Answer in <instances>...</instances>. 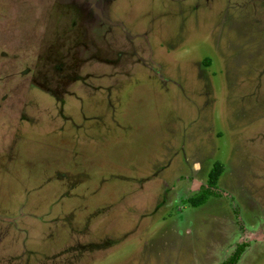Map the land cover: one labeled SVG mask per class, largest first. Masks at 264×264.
<instances>
[{
  "label": "rangeland",
  "instance_id": "1",
  "mask_svg": "<svg viewBox=\"0 0 264 264\" xmlns=\"http://www.w3.org/2000/svg\"><path fill=\"white\" fill-rule=\"evenodd\" d=\"M0 264H264V0H0Z\"/></svg>",
  "mask_w": 264,
  "mask_h": 264
},
{
  "label": "trees",
  "instance_id": "2",
  "mask_svg": "<svg viewBox=\"0 0 264 264\" xmlns=\"http://www.w3.org/2000/svg\"><path fill=\"white\" fill-rule=\"evenodd\" d=\"M207 63H208V61H204L205 65ZM222 172H223V166L221 165V163L215 162L213 164L211 170L208 173L207 184L210 186L215 185V182L217 181V179L219 178V176L221 175ZM203 191H205V193L196 194V195L190 197L187 200V202H189V204L191 206L197 207V206H200L201 204H203L209 195H216L215 192L210 191V190H203ZM241 249H242V247L240 246L238 248V251L235 253L236 257L233 259V261H232L233 263H235V261L238 260Z\"/></svg>",
  "mask_w": 264,
  "mask_h": 264
}]
</instances>
